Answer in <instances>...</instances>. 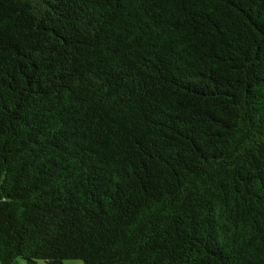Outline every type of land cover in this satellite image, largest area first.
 <instances>
[{
	"label": "trees",
	"instance_id": "1",
	"mask_svg": "<svg viewBox=\"0 0 264 264\" xmlns=\"http://www.w3.org/2000/svg\"><path fill=\"white\" fill-rule=\"evenodd\" d=\"M20 260L264 264V0H0Z\"/></svg>",
	"mask_w": 264,
	"mask_h": 264
},
{
	"label": "rangeland",
	"instance_id": "2",
	"mask_svg": "<svg viewBox=\"0 0 264 264\" xmlns=\"http://www.w3.org/2000/svg\"><path fill=\"white\" fill-rule=\"evenodd\" d=\"M0 264H1V262H0ZM19 264H27V263L23 260H20ZM38 264H48V263H46L45 261H39ZM65 264H83V262L79 261V260H70V261L65 262Z\"/></svg>",
	"mask_w": 264,
	"mask_h": 264
}]
</instances>
